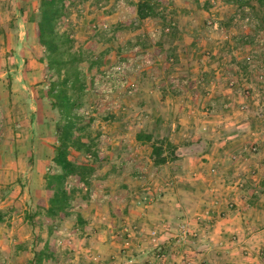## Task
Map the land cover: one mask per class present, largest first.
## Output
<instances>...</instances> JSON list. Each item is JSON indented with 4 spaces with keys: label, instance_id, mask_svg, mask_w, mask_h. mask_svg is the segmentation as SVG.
Returning <instances> with one entry per match:
<instances>
[{
    "label": "rangeland",
    "instance_id": "obj_1",
    "mask_svg": "<svg viewBox=\"0 0 264 264\" xmlns=\"http://www.w3.org/2000/svg\"><path fill=\"white\" fill-rule=\"evenodd\" d=\"M40 1L0 0V208L14 207V212L20 210L21 214H25L29 230L23 235L31 237L29 242H35V236H40L41 240L37 243L39 249L49 241L54 244L59 242L61 244L57 245L63 248L69 246V241L76 243L83 237L78 234L82 231L76 228L74 219L61 223L59 230L50 236L43 218H38L37 226L33 227L27 217L36 211L38 200L51 195L45 187V175L54 166L57 136L58 114L47 98L50 74L32 52V47L38 45L33 16L38 13ZM138 1L110 0L105 4V1L79 0L72 8L71 16L60 26L61 33L69 34L75 41L76 52L94 60L102 58L104 62L100 71L97 74L94 72V78L91 74L88 76L91 83L83 96V107L78 111L92 125L94 137L99 133L102 135L98 150L106 159L102 163L104 169L110 168L116 160L109 137L126 126L133 133L140 128L146 133L155 132L151 127L156 123H153L154 118L157 119L154 110L150 105L147 107L149 111H146L142 103L155 101L154 106L158 109L160 95L157 84L162 83L160 81L165 75L171 78L176 73L187 71L189 66L198 73L197 76L215 69L229 73L220 76L219 81L210 79V82L224 86L223 97L229 96L232 105L218 107L216 104H201L198 118L210 114L236 117L246 124L247 131L241 134L245 136L242 140L249 143L233 159L238 164L247 163L244 166L257 162L258 166L247 169L248 176L254 182H259L261 178L264 180V18H257L249 8L237 10L224 0H201L200 6L193 0H167L173 3L167 9V15L173 16L174 23L184 31V42L177 53L169 51L167 55L158 56L156 45L163 33V22L161 19H150L140 24L136 18ZM208 1L213 5L209 9L205 7ZM217 22L221 25L218 30L212 25ZM147 41L150 44L145 47ZM151 43L153 46H150ZM148 60L151 61L149 65ZM116 67L125 68V85L120 81L122 78L111 75ZM82 69L87 72V65L83 64ZM186 79L174 77L172 81H175L171 83H182ZM131 90L133 94L129 93ZM119 118L128 123L115 128ZM224 125L216 132L225 128L236 132L235 128ZM230 145L224 143L225 147ZM255 147L257 152L253 151ZM72 159L79 162L95 160L91 155L75 151ZM102 168L91 180L89 199L75 209V213L95 210L102 205L103 196H108L110 182L102 179L104 183H101L100 177L105 173ZM235 184L236 181L232 187ZM69 185L73 187L76 182L70 180ZM257 191L253 196L263 195L264 190ZM4 200L7 202L3 203ZM108 201L109 197L103 203L106 205ZM231 204L234 208V203ZM76 229L79 231H75V236L73 232L68 236Z\"/></svg>",
    "mask_w": 264,
    "mask_h": 264
},
{
    "label": "crops",
    "instance_id": "obj_2",
    "mask_svg": "<svg viewBox=\"0 0 264 264\" xmlns=\"http://www.w3.org/2000/svg\"><path fill=\"white\" fill-rule=\"evenodd\" d=\"M186 70L171 76V80L187 77L181 88L170 84L167 75L157 84L158 109L155 101L142 103L145 110L151 105L157 117L151 126L155 132L147 133L155 139H168L178 147L180 160L156 167L152 145L137 140L139 133L146 132L142 128L133 133L126 126L110 136V148L115 151L116 160L110 168H102L105 173L100 177L110 182L108 196H103L102 205L94 207L95 210L80 211L87 225L78 232L83 237L76 243L69 241L68 247L61 248L59 242L49 241L59 256L44 264H264V180L254 182L248 176L247 169L258 166L257 162L244 166L247 163L234 161L236 153L244 151L249 143L242 140L241 134L247 131V125L236 117L210 114L198 118L201 104L232 105L228 95L223 97L224 86L210 82L229 73L215 69L197 76L189 66ZM119 119L115 128L128 123L124 118V121ZM223 124L236 132L229 128L216 132ZM166 127L169 128L164 131ZM200 139L210 142V152L201 157L191 156L185 145ZM224 143L231 145L225 147ZM212 168L217 169L216 176H211ZM195 175L199 178L195 179ZM238 180L244 181V189L232 187ZM257 189L263 192L262 196H253ZM107 197L109 201L105 205ZM215 199L221 201V206L215 207ZM230 202L234 208L228 206ZM3 208H0L4 219L0 222V264H31L35 253L42 248L34 241L29 242L31 237L24 236L29 230L25 214L20 210L14 212L11 206V209ZM206 209L214 212L212 223L203 217ZM182 222H188L198 237L179 245L174 236ZM75 231L79 229L68 236L72 232L75 236ZM154 231L159 233L157 239L152 236ZM161 250L168 255L163 261L157 258Z\"/></svg>",
    "mask_w": 264,
    "mask_h": 264
},
{
    "label": "trees",
    "instance_id": "obj_3",
    "mask_svg": "<svg viewBox=\"0 0 264 264\" xmlns=\"http://www.w3.org/2000/svg\"><path fill=\"white\" fill-rule=\"evenodd\" d=\"M78 1L41 0L38 13L35 16L32 15L36 21L38 40V45L32 47V52L34 57L46 66L45 70L50 74L47 98L52 109L57 112L58 119L56 120L54 166L45 175V187L51 195L47 199L38 200L36 211L31 215L28 214L27 217L33 227L37 226L38 218H43L50 236L59 230L61 223L68 220L74 219L76 228L83 229L87 225L82 213H75V209L89 199L91 180L98 169L103 167L102 163L106 162L98 150L102 135L99 133L94 137L91 132L92 125L78 113L83 107V96L91 83L88 81V76L90 74L92 78L96 76L104 66L103 59L94 60L82 52H76L75 41L69 34L60 31L61 24L71 16V10ZM98 1V3L105 1V4L110 2V0ZM224 1L237 10L249 8L258 16L257 18H264V0ZM193 2L198 6L201 5V0H193ZM172 5L173 3L167 0H139L136 5V18L140 24L150 19H161L163 22V33L156 45L158 56L167 55L169 51L177 53L184 42L182 37L184 31L174 23L173 16L167 15V9ZM210 6H213L212 2L208 1L205 7L209 9ZM173 14L176 15V12ZM232 21L233 19L230 20ZM149 44L148 41L145 42V47ZM150 46H153L152 43ZM83 64L87 65V72L83 71ZM169 80L172 82L170 77ZM170 84L174 85V83ZM114 118L110 117V119ZM137 140L152 145V159L156 167L180 160L177 155L178 147L168 139H155L153 134L141 132L137 135ZM211 146L206 139L185 145L189 154L195 157L208 154ZM73 151L91 155L95 160L76 161L72 159ZM70 180H74L76 185L71 187ZM82 186H86L87 189L85 190ZM3 220L0 211V222ZM40 240V236L35 237L36 244ZM57 254V248L47 242L35 253L31 264H44L45 261L56 260L59 256Z\"/></svg>",
    "mask_w": 264,
    "mask_h": 264
},
{
    "label": "built area",
    "instance_id": "obj_4",
    "mask_svg": "<svg viewBox=\"0 0 264 264\" xmlns=\"http://www.w3.org/2000/svg\"><path fill=\"white\" fill-rule=\"evenodd\" d=\"M213 25V28L218 30L220 29L221 25L217 22V23H212ZM148 65L151 63L150 60L147 61ZM128 70V69H127ZM125 73H126V70L124 67H116L113 69V72H111V75L113 76V78H115L116 76L119 77V78H122L120 79V81H123L122 83L125 85L127 83L126 81V77H125ZM232 86L234 85V82H232L231 84ZM175 88H181L183 86L182 83H175L174 84ZM130 94H133L134 91L131 90L129 92ZM253 151L254 152H257L258 151V148L255 147L253 148ZM210 174L212 176L216 175L217 174V169L216 168H212L210 170ZM195 179H198L199 176L198 175H195L194 176ZM236 188L238 189H244L245 188V183L243 180H238L236 182V184L234 185ZM212 194V193H211ZM215 197V195H214ZM221 201L218 200V199H215L214 200V205L215 207H219L221 206ZM229 206L230 208H233V204L229 203ZM214 212L212 209H206L205 212L203 213V217H205V219L207 220L208 223H212L214 220H215V216L213 215ZM152 236L157 239L159 237V233L157 231H154ZM198 237V233L195 232L192 228H191V225L188 223V222H182L180 223L178 226H177V232L174 236V239L176 240V243L179 244V245H183L185 243H187L191 238H197ZM159 247V245H158ZM167 253L164 252L163 250L159 251V254L157 255V258L161 261L165 260L167 258ZM132 264H140L138 262H132ZM189 264H193V263H189Z\"/></svg>",
    "mask_w": 264,
    "mask_h": 264
}]
</instances>
